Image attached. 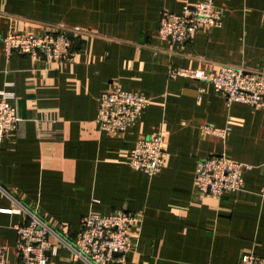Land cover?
Here are the masks:
<instances>
[{"label":"crops","instance_id":"crops-1","mask_svg":"<svg viewBox=\"0 0 264 264\" xmlns=\"http://www.w3.org/2000/svg\"><path fill=\"white\" fill-rule=\"evenodd\" d=\"M201 0H0V91L23 120L0 141V185L74 241L88 215L124 209L143 218L124 264H240L244 252L264 259V109L233 102L211 83L170 71L214 74L222 65L264 72V0H213L222 23L174 45L159 34L163 10L181 14ZM64 28L75 60L41 63L6 54L12 32ZM144 95L137 124L111 137L97 123L99 100L115 88ZM1 98V96H0ZM209 125L225 137L206 134ZM164 137L156 175L130 167L135 143ZM226 155L251 165L243 187L202 196L198 163ZM0 192V245L18 259L16 227L26 221ZM49 264H83L58 245Z\"/></svg>","mask_w":264,"mask_h":264},{"label":"built area","instance_id":"built-area-1","mask_svg":"<svg viewBox=\"0 0 264 264\" xmlns=\"http://www.w3.org/2000/svg\"><path fill=\"white\" fill-rule=\"evenodd\" d=\"M222 23V13L213 0H201L195 4L186 1L181 14L163 10L159 34L174 45L192 42L197 33L210 30ZM8 56L17 53L32 57L41 63H64L75 60V49L70 33L64 28L48 29L40 33L12 32L2 39ZM171 78L183 77L211 83L229 104L240 102L264 109V72H247L222 65L214 74L201 70L177 69L170 71ZM0 141L14 135L22 123L14 95L0 91ZM149 99L140 94L115 88L103 93L99 100L97 123L111 137L123 135L137 124ZM206 134L225 137L226 129L206 125ZM164 137L157 134L138 140L130 153L131 168L150 176L165 166ZM253 169L251 165L237 162L226 155H212L198 163L196 182L202 196L222 197L236 193L243 187V173ZM0 192L13 203L12 212L24 214L26 221L16 227L18 233L16 262L6 260V248L0 245V264H49L48 253L60 244L71 252L72 261L83 264H124L136 237L133 229H139L143 218L124 209L109 216L88 215L81 221V228L74 241L66 240L52 228L34 209L26 207L10 191L0 185ZM264 195V187L262 189ZM240 264H264V259L253 251L243 253Z\"/></svg>","mask_w":264,"mask_h":264}]
</instances>
